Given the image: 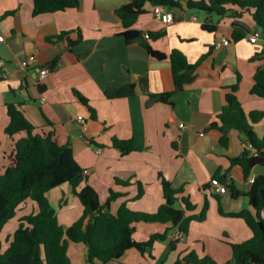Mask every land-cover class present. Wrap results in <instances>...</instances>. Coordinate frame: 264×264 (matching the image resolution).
<instances>
[{
    "label": "crops",
    "instance_id": "1",
    "mask_svg": "<svg viewBox=\"0 0 264 264\" xmlns=\"http://www.w3.org/2000/svg\"><path fill=\"white\" fill-rule=\"evenodd\" d=\"M33 1L0 0V172L12 150V139L4 132L8 122L6 105L14 103L34 125L35 133L51 132L59 144L72 148L86 175L81 186L91 185L101 204L110 191L121 194L110 203L113 213L123 201L134 211L155 212L164 202L159 173L173 188H182L178 198L187 197L195 205L185 216L199 214L208 200L205 219H192L187 233L173 249L169 241L176 227L165 240L154 242L150 255L143 256L130 248L107 264H172L191 250L224 264L232 255L230 244L248 239L251 231L243 218L218 212L216 195L225 212L246 209L255 213L247 195L248 177L264 174V166L256 165L245 178L243 168L230 163L229 157L239 155L247 146L237 129L228 130V146L224 147L219 142L220 132L209 127L234 84L246 114L253 110L264 112V98L250 93L255 72L264 68V33L251 14L245 11L238 19L245 34L235 40L232 17L191 9L187 0H176L179 6L169 8L173 21L165 25L154 18L153 4L146 2L144 11L130 27L141 37L127 40L123 34L126 28L115 14V9L127 0H77V8L37 15L32 13ZM192 15L196 20L191 19ZM205 23L216 28L205 29ZM159 31L162 34L153 39L142 36L144 32ZM254 31L260 32V38L250 41ZM225 38L229 39L227 45L215 47ZM144 43L166 55L179 50L188 62L197 63L193 79L176 89L169 58L151 56ZM28 54H34L36 62L22 67L20 62ZM43 67L48 72L41 77ZM118 86L130 87L133 93L118 98L105 95ZM162 92H170L171 103L149 102L151 95ZM89 106L94 109V117ZM79 115L85 122L77 119ZM180 123L185 126L180 127ZM251 126L259 139L264 137V116ZM113 138L131 139L134 149L122 155L111 145ZM215 173L232 180L240 195L232 197L229 189L216 192L210 183ZM139 182L143 194L135 198ZM46 196L60 224L67 226L81 215V204L75 212L71 209L79 200L73 188L70 191L69 183L56 186ZM37 210V204L30 199L19 205L1 231L3 248L18 219ZM260 215L264 218V209ZM134 225L137 240H145L166 227L158 222ZM86 252L85 244L68 242L70 264H89Z\"/></svg>",
    "mask_w": 264,
    "mask_h": 264
},
{
    "label": "trees",
    "instance_id": "2",
    "mask_svg": "<svg viewBox=\"0 0 264 264\" xmlns=\"http://www.w3.org/2000/svg\"><path fill=\"white\" fill-rule=\"evenodd\" d=\"M146 2L153 5L163 4L169 8L180 4L176 0H127L115 9V14L126 28L123 34L127 40L141 37L138 31L130 27L135 23L137 16L144 11ZM78 4L77 0H34L32 13L37 15L66 8L74 9ZM186 5L188 8L203 10L219 17H232V38L235 40L244 37L245 31L238 19L245 11L251 14L256 26L264 33V0H187ZM203 27L214 30L216 25L205 23ZM161 34L160 31L149 33V39L159 37ZM144 44L151 56L157 59L169 58L173 79L179 88L193 79L197 63L188 62L179 50L173 49L169 55H166L152 48L148 43ZM253 80L250 93L264 98V68L257 69ZM236 89V84L229 87L222 109L209 127L220 132L219 142L224 147L228 146L227 134L231 128L237 129L244 136L247 144L253 146L255 153L246 146L239 155L229 157L231 164H238L243 168L246 178L254 166H264V137L259 139L251 126L263 119L264 112L253 110L246 114L235 94ZM74 92L81 102L87 104V100L79 92ZM132 93L130 87L118 86L107 90L105 95L109 98H118ZM170 95V92L153 94L149 102L171 103ZM89 109L91 116L94 117V109L90 106ZM6 113L8 122L4 132L12 139V150L6 156L7 163L0 172V234L7 221L15 216L19 205L27 199L35 202L38 210L22 215L18 219V225L5 248L0 238V264H70L67 255L69 241L86 245V261L89 264H107L119 259L130 248H135L143 256L150 255L154 242L165 240L172 228H179L184 235L192 219L198 221L205 219L208 200L205 199L199 214L185 216V212L193 210L195 205L187 197L178 198L176 195L182 192V188H173L160 173L158 176L164 202L155 212L134 211L123 201L113 213L110 203L121 194L110 191L106 202L101 204L97 191L91 185L81 186L86 175L68 144H59L51 132L35 133L34 125L16 104L8 103ZM111 145L122 155L134 149L131 139L113 138ZM213 177L229 189L232 197L240 195L241 192L235 188L234 182L228 181L225 175L217 176L215 173ZM63 183L73 186V193L82 206L81 215L67 226L59 223L56 210L46 196L49 190ZM137 186L135 198L143 194L140 182ZM247 195L251 199L255 213L246 209L225 212L216 195L218 212L222 215L243 218L251 231L248 239L230 244L232 255L224 264H264V218L260 215V211L264 209V174L254 176ZM179 200L180 207H177L176 203ZM138 222H158L165 224L166 227L162 232L151 233L145 240H137L133 232L134 224ZM176 241H169L170 249L175 247ZM172 264H216V262L209 255L200 257L191 250L179 255Z\"/></svg>",
    "mask_w": 264,
    "mask_h": 264
},
{
    "label": "built area",
    "instance_id": "3",
    "mask_svg": "<svg viewBox=\"0 0 264 264\" xmlns=\"http://www.w3.org/2000/svg\"><path fill=\"white\" fill-rule=\"evenodd\" d=\"M152 14L154 16V18L158 19L160 22H162L163 24H169L173 21V14L172 12L169 10V7L163 5V4H154L153 7H152ZM191 19L193 20H196V16L192 15L191 16ZM143 37L145 39H149V32H144L143 34ZM260 38V32L259 31H254L250 34L249 36V40L250 41H255L257 39ZM0 40H2V36H0ZM229 43V39L225 38V39H222L220 41H217L215 43V47H220L221 45H227ZM36 62V57L34 54H28L21 62H20V65L22 67H26L28 64L30 63H34ZM48 72V68L47 67H43L41 70H40V76L42 77L43 75H45L46 73ZM41 102H44L45 101V98L44 97H41ZM77 119L81 122H85V119L83 118V116L79 115L77 116ZM180 127H184L185 125L183 123H180L179 124ZM200 135H203V132H200ZM248 148L251 149V151L253 153H255V149L253 148V146L248 143L247 144ZM254 179V176L253 175H250L248 177V181L251 183ZM210 183L213 187V189L216 191V192H221V193H224L227 191L226 187L224 184H222L217 178H212L210 180ZM183 235V232L176 227V229L170 234V240L171 241H175V240H178L179 238H181V236Z\"/></svg>",
    "mask_w": 264,
    "mask_h": 264
},
{
    "label": "rangeland",
    "instance_id": "4",
    "mask_svg": "<svg viewBox=\"0 0 264 264\" xmlns=\"http://www.w3.org/2000/svg\"><path fill=\"white\" fill-rule=\"evenodd\" d=\"M77 206L80 207V202H79V201L76 202L75 205H74L71 209H72V210L74 209V212H75V208H77ZM59 211H60V210L58 209L57 212L59 213ZM59 216H62V213H60ZM4 241H5V240H4V238H3V239H2V243H5ZM216 264H217V263H216Z\"/></svg>",
    "mask_w": 264,
    "mask_h": 264
},
{
    "label": "water",
    "instance_id": "5",
    "mask_svg": "<svg viewBox=\"0 0 264 264\" xmlns=\"http://www.w3.org/2000/svg\"><path fill=\"white\" fill-rule=\"evenodd\" d=\"M145 89V88H144ZM176 89H178V86H176ZM70 186V191L72 190L73 186L71 184H69Z\"/></svg>",
    "mask_w": 264,
    "mask_h": 264
}]
</instances>
